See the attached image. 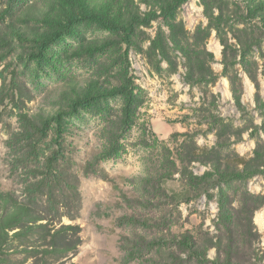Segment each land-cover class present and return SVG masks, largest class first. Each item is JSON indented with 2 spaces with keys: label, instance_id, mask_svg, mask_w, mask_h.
I'll use <instances>...</instances> for the list:
<instances>
[{
  "label": "rangeland",
  "instance_id": "374dc122",
  "mask_svg": "<svg viewBox=\"0 0 264 264\" xmlns=\"http://www.w3.org/2000/svg\"><path fill=\"white\" fill-rule=\"evenodd\" d=\"M127 1L125 33L70 22L68 0H0L2 189L24 198L60 140L63 196L74 187L79 197L70 208L52 198L55 223L80 225L81 244L56 264H194L172 242L179 234L208 243L214 258L225 211L246 259L256 254L244 241L264 254V0ZM92 80L132 84L136 98L63 101L71 84L87 99ZM37 124L46 135H23ZM89 161L111 180L85 172ZM4 257L37 261L21 250Z\"/></svg>",
  "mask_w": 264,
  "mask_h": 264
},
{
  "label": "trees",
  "instance_id": "16d2710c",
  "mask_svg": "<svg viewBox=\"0 0 264 264\" xmlns=\"http://www.w3.org/2000/svg\"><path fill=\"white\" fill-rule=\"evenodd\" d=\"M177 0L159 1V7L165 5H174ZM183 2L184 0H178ZM166 2V3H164ZM67 17L70 22L82 20L95 21L99 25L111 31L128 32L132 29L134 21L132 5L127 0H68ZM11 30L17 29L15 24L10 22ZM71 92L63 101L72 103L73 107L83 104L88 107L92 101H97L99 96L103 95H124L129 99L134 95L132 84H126L121 88L108 87L97 80L88 81L85 84L81 97L75 96L76 87L71 84ZM136 98L135 96H133ZM95 102V101H94ZM93 102V103H94ZM92 103V104H93ZM58 117L65 111L62 108L57 109ZM26 124L27 116L23 117ZM30 121V120H29ZM23 135L29 139L36 134L46 135L47 130L38 124L35 128L28 127L24 129ZM58 129V136H61ZM58 140V139H57ZM56 147L47 157L44 166L35 168L33 171L34 180L27 183L24 191L25 197L19 198L13 193L2 189L0 185V264H6L5 253L10 250H21V252L30 253L31 256L39 260H49L50 264L59 262L61 258L68 257L69 254H75L81 244V227L78 224L56 225L55 218L60 216L59 208L55 206L52 198L61 195V198L68 200L63 204L70 208L69 204L78 200L79 194L77 188L72 187L74 195L63 196L64 182L62 180L63 169L59 164V158L62 156V142L59 140ZM257 152V151H256ZM258 156V152H257ZM217 157V156H216ZM222 159L217 157L210 161L211 169L217 170L222 165ZM240 164L246 167L248 162L241 159ZM91 161L85 165V172L94 171L106 179H109L108 173L103 168H97ZM197 178V177H196ZM111 180V179H109ZM73 198V199H71ZM219 214L217 241L212 244L218 250L214 258L208 256L209 244L197 242L194 237L184 236L182 234L172 235V242L179 245L182 250L189 252L194 264H264V254L257 253V247L244 241V246L254 252L253 259H246L245 250L240 247L241 239L231 237V224L233 215ZM227 230V234L222 231ZM225 234V235H223ZM229 240L227 241V236ZM53 261V262H52ZM66 264V263H62ZM74 264V263H71Z\"/></svg>",
  "mask_w": 264,
  "mask_h": 264
}]
</instances>
